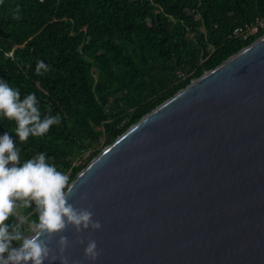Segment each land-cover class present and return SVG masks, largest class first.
<instances>
[{
    "label": "water",
    "instance_id": "95a60500",
    "mask_svg": "<svg viewBox=\"0 0 264 264\" xmlns=\"http://www.w3.org/2000/svg\"><path fill=\"white\" fill-rule=\"evenodd\" d=\"M71 185L69 203L92 204L102 228L80 233L83 245L71 226L59 234L68 264H264V35L130 126Z\"/></svg>",
    "mask_w": 264,
    "mask_h": 264
},
{
    "label": "trees",
    "instance_id": "16d2710c",
    "mask_svg": "<svg viewBox=\"0 0 264 264\" xmlns=\"http://www.w3.org/2000/svg\"><path fill=\"white\" fill-rule=\"evenodd\" d=\"M263 16L264 0H2L0 80L21 99L34 93L41 117L60 123L21 143L16 122L0 116V136L21 165L44 152L71 184L130 126L262 37L233 33ZM40 60L49 70L37 75ZM19 214L38 221L34 203Z\"/></svg>",
    "mask_w": 264,
    "mask_h": 264
},
{
    "label": "clouds",
    "instance_id": "9594fccd",
    "mask_svg": "<svg viewBox=\"0 0 264 264\" xmlns=\"http://www.w3.org/2000/svg\"><path fill=\"white\" fill-rule=\"evenodd\" d=\"M16 12H19L18 8ZM13 18L18 20L20 16L17 14ZM48 70L42 60L37 62V75ZM0 116L16 122L15 133L21 143L30 136H44L51 126L60 123L59 115L41 117L34 93L21 99L19 90L3 80H0ZM47 161L46 153L41 152L21 165L19 149L9 134L6 132L0 136V264H45V261L51 264L56 260L68 264L65 251L70 241L67 236L59 234L71 226L77 234V243L83 245L80 233L102 228L100 221L93 219L92 204L75 207L69 203L75 194L69 177ZM86 199V195L81 197V200ZM33 203L38 221H30L19 214L21 209L31 208ZM13 216L17 217V222L9 224ZM26 223H30L31 232L27 236L23 227ZM56 235H59L58 251L50 247ZM13 241L19 246L13 247ZM101 251L89 234L84 248L85 258L95 262Z\"/></svg>",
    "mask_w": 264,
    "mask_h": 264
},
{
    "label": "built area",
    "instance_id": "2783aa9c",
    "mask_svg": "<svg viewBox=\"0 0 264 264\" xmlns=\"http://www.w3.org/2000/svg\"><path fill=\"white\" fill-rule=\"evenodd\" d=\"M261 29H264V16L257 17L255 21L237 27L234 30L233 35L235 37H243L244 39H247L249 36L258 33Z\"/></svg>",
    "mask_w": 264,
    "mask_h": 264
},
{
    "label": "rangeland",
    "instance_id": "374dc122",
    "mask_svg": "<svg viewBox=\"0 0 264 264\" xmlns=\"http://www.w3.org/2000/svg\"><path fill=\"white\" fill-rule=\"evenodd\" d=\"M88 154V153H87ZM87 154L85 156H87Z\"/></svg>",
    "mask_w": 264,
    "mask_h": 264
}]
</instances>
